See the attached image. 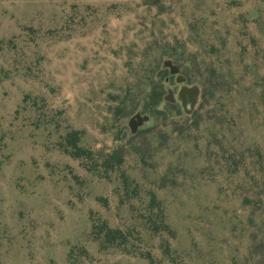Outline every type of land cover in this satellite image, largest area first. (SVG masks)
<instances>
[{"label": "rangeland", "instance_id": "374dc122", "mask_svg": "<svg viewBox=\"0 0 264 264\" xmlns=\"http://www.w3.org/2000/svg\"><path fill=\"white\" fill-rule=\"evenodd\" d=\"M0 264H264V0H0Z\"/></svg>", "mask_w": 264, "mask_h": 264}, {"label": "water", "instance_id": "95a60500", "mask_svg": "<svg viewBox=\"0 0 264 264\" xmlns=\"http://www.w3.org/2000/svg\"><path fill=\"white\" fill-rule=\"evenodd\" d=\"M165 69L169 70L171 76L176 77V83L178 85H183L186 83V78L182 75L183 67L179 64L173 63L171 60L164 62ZM201 97V91L198 87L188 88L186 86L181 87L178 92L177 98L173 90L168 91V95L165 97V101L168 103H175L178 100L181 101L182 107L186 115H192L195 111ZM138 120V125L141 126L144 122L148 120V117H143L140 114L135 115L132 118L130 126L132 132L136 131L137 126L133 125L134 120Z\"/></svg>", "mask_w": 264, "mask_h": 264}, {"label": "trees", "instance_id": "16d2710c", "mask_svg": "<svg viewBox=\"0 0 264 264\" xmlns=\"http://www.w3.org/2000/svg\"><path fill=\"white\" fill-rule=\"evenodd\" d=\"M74 148L77 151V156L79 155V153L83 152V150L79 149L78 147H74ZM102 232L105 233L106 238L110 241H115V240H117V238H121V237L123 238V234L117 230L102 229Z\"/></svg>", "mask_w": 264, "mask_h": 264}]
</instances>
